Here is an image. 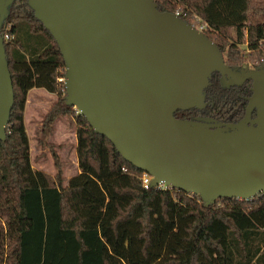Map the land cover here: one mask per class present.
<instances>
[{
	"label": "trees",
	"instance_id": "trees-1",
	"mask_svg": "<svg viewBox=\"0 0 264 264\" xmlns=\"http://www.w3.org/2000/svg\"><path fill=\"white\" fill-rule=\"evenodd\" d=\"M154 2L189 24L205 22L230 68L264 60V0ZM4 22L13 34L3 42L13 105L0 141V264H264V192L205 205L178 188H144L142 171L65 103L62 55L27 0H13ZM219 77L211 74L203 108L174 117L240 120L251 80L227 86ZM32 88L55 96L40 131L59 116L74 127L79 171L66 183L55 153L52 176L31 166L24 108Z\"/></svg>",
	"mask_w": 264,
	"mask_h": 264
},
{
	"label": "water",
	"instance_id": "water-1",
	"mask_svg": "<svg viewBox=\"0 0 264 264\" xmlns=\"http://www.w3.org/2000/svg\"><path fill=\"white\" fill-rule=\"evenodd\" d=\"M13 0H0V141L13 105L1 28ZM65 64V103L105 136L124 160L160 183L217 198L264 192V60L232 69L218 47L154 0H27ZM221 85L251 80L243 117L185 120L205 106L213 72ZM255 116L252 117V112Z\"/></svg>",
	"mask_w": 264,
	"mask_h": 264
},
{
	"label": "rangeland",
	"instance_id": "rangeland-1",
	"mask_svg": "<svg viewBox=\"0 0 264 264\" xmlns=\"http://www.w3.org/2000/svg\"><path fill=\"white\" fill-rule=\"evenodd\" d=\"M258 65H248V68L254 69ZM54 101L53 94L43 89L32 88L27 94L24 125L29 139L32 168L52 176L57 169L56 161L52 155L55 153L60 163L63 181L66 183L79 171L75 152L74 127L65 117L59 116L52 123L50 132L47 129L40 131L43 118Z\"/></svg>",
	"mask_w": 264,
	"mask_h": 264
},
{
	"label": "built area",
	"instance_id": "built-area-1",
	"mask_svg": "<svg viewBox=\"0 0 264 264\" xmlns=\"http://www.w3.org/2000/svg\"><path fill=\"white\" fill-rule=\"evenodd\" d=\"M175 15H178V12L175 13ZM191 26L199 31L202 32V30H204L207 27V24L203 21L200 20V18H198L197 16H194L192 18V24ZM1 33H2V38H3V42H8L13 38V34L9 31L10 30V25L9 24H4L1 28ZM151 175H149L146 172L142 171L141 174V182L144 188H147L150 185L151 182ZM157 186L160 187H171L169 185H165L163 183L158 184Z\"/></svg>",
	"mask_w": 264,
	"mask_h": 264
},
{
	"label": "flooded vegetation",
	"instance_id": "flooded-vegetation-1",
	"mask_svg": "<svg viewBox=\"0 0 264 264\" xmlns=\"http://www.w3.org/2000/svg\"><path fill=\"white\" fill-rule=\"evenodd\" d=\"M245 66H247L248 67V65H245ZM253 66V65H252ZM219 79H220V77H219Z\"/></svg>",
	"mask_w": 264,
	"mask_h": 264
}]
</instances>
